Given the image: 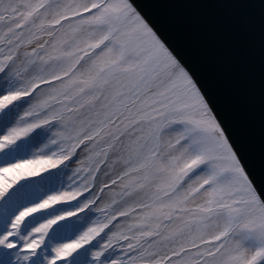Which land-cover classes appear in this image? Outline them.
Here are the masks:
<instances>
[{"label": "snow or ice", "instance_id": "snow-or-ice-1", "mask_svg": "<svg viewBox=\"0 0 264 264\" xmlns=\"http://www.w3.org/2000/svg\"><path fill=\"white\" fill-rule=\"evenodd\" d=\"M0 264H264V190L130 0H0Z\"/></svg>", "mask_w": 264, "mask_h": 264}, {"label": "water", "instance_id": "water-1", "mask_svg": "<svg viewBox=\"0 0 264 264\" xmlns=\"http://www.w3.org/2000/svg\"><path fill=\"white\" fill-rule=\"evenodd\" d=\"M193 78L264 190V0H130Z\"/></svg>", "mask_w": 264, "mask_h": 264}]
</instances>
